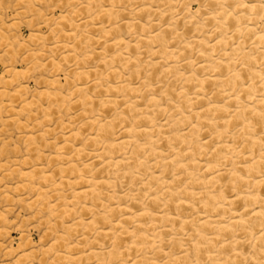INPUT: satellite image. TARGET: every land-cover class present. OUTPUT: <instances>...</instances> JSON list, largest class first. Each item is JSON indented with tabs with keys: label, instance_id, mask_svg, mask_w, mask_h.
<instances>
[{
	"label": "rangeland",
	"instance_id": "rangeland-1",
	"mask_svg": "<svg viewBox=\"0 0 264 264\" xmlns=\"http://www.w3.org/2000/svg\"><path fill=\"white\" fill-rule=\"evenodd\" d=\"M240 1L251 9L240 7L238 0H0V264H121L143 252L159 264H211L192 253L182 263L155 254L156 246L180 253L181 245L191 242L184 229L164 232L162 239L149 221L142 234L151 243L142 252L133 248L141 240L128 235L135 223L125 217L163 210L164 201L153 202V191L140 183L152 181L151 173H158L162 164L153 168L156 155L148 151L138 153L141 159L133 155L132 144L114 149L107 144L128 140L130 126L157 128L167 122L168 101L180 104L176 91L187 85L178 71L200 78L211 73L200 67V41L217 44V54L242 36L234 29L237 25L262 30L264 15L258 12L264 0ZM221 21L226 29L218 31L216 23ZM111 28L117 30L103 32ZM116 37L122 46L114 44ZM192 40L196 43L186 47ZM228 60L224 63L231 64ZM215 86L206 82L205 100L182 104L180 111L190 115L213 101ZM236 86L237 81L215 99L224 103ZM168 88L175 95L167 96ZM130 102L135 110L127 107ZM229 119L224 116L208 128L224 126L232 133L240 123L225 122ZM239 121L264 132V116L247 112ZM108 123L110 127L101 130ZM190 128L184 122L176 130L182 134ZM207 136L202 131L184 142L163 139L159 150L169 156L171 147H192ZM157 138L155 133L153 140ZM125 157H134L128 172L104 161ZM165 170L166 176L174 172L171 166ZM189 185L183 183L179 192ZM80 191L87 193L79 196ZM118 206L127 210L108 212ZM165 226L162 221L155 225L157 231ZM170 232L180 243L170 240ZM116 236L121 239L116 241ZM117 248L126 254L112 258ZM251 250L242 247L245 257L239 264H251Z\"/></svg>",
	"mask_w": 264,
	"mask_h": 264
},
{
	"label": "bare ground",
	"instance_id": "bare-ground-1",
	"mask_svg": "<svg viewBox=\"0 0 264 264\" xmlns=\"http://www.w3.org/2000/svg\"><path fill=\"white\" fill-rule=\"evenodd\" d=\"M238 4L242 8L251 9L250 6H246L245 1L238 0ZM258 15H264V7ZM216 28L218 31L226 29L222 21L216 23ZM234 29L242 34L237 38L236 46L232 44L229 49L219 50L217 54L214 53L217 44L211 46L204 40L200 41L198 57L203 59L200 67L210 68V74L200 78L195 73L183 74L178 71L181 76H185L187 85L176 91L177 93L170 88L165 91L167 96L176 93L180 103L174 106L171 99L168 101L166 123L157 128L130 126L126 129L128 140L120 143L110 141L107 144V149H114L125 143L132 144L133 155L138 156L139 152L148 151L156 155L152 164L153 168L162 164L158 173L155 171L151 173V179L154 181L140 183L146 186L147 190L153 191L151 199L153 202L164 201L163 210L157 212L146 209L134 216L127 213L125 218L135 223V230L128 235L133 239L141 240L142 243L136 241L137 243L133 245L134 249L141 252L145 245L151 243L148 237L142 234L145 221L150 222V227L157 232L158 237L174 229L186 230V236L191 243L186 246L181 245L182 252L174 253L165 250L161 245L155 247V254H163L170 263H182L186 256L192 253L198 257V261L206 259L211 264H239L245 257L242 247L248 246L252 249L249 253L250 263L264 264V132L256 124L239 121L247 112L257 117L264 116V25L260 32L255 28L240 25ZM115 30L117 29H104L103 32L109 35ZM226 37V39L235 38V36ZM192 43H196V40L185 43L186 47ZM114 44L122 46L123 41L116 37ZM226 59L232 60L231 64L236 68L234 71L230 70V63H224ZM171 70H175V67ZM236 81L237 86L229 89V93L235 90L234 94H228L224 103L218 102L215 98L226 94L227 86H231ZM206 82L214 83L217 87L212 95L214 100L196 107L190 115L180 111L182 104L189 106L193 102L200 103L205 100L204 84ZM150 87V84L146 85L145 89L148 90ZM125 88L130 89L128 85ZM192 90L193 92H189ZM55 97L57 98L58 95ZM83 99L88 102V97ZM149 100L157 104L156 97H151ZM132 103H128L127 107L131 110L134 107L135 110L136 107ZM224 116L230 117L225 121L227 123H240L234 132L229 133L223 130L224 126L209 130L208 127L218 125L219 120H223ZM193 119H196V124ZM184 122L190 123L191 128L180 134L176 127ZM106 126L101 125V130H107L110 127L109 123ZM202 131L208 135L207 138L192 147L184 144L178 147L173 146L169 156H164L159 150L163 139L170 142H184ZM155 133L158 138L153 140ZM141 137H147V139L140 142ZM230 138H232L231 141ZM104 155L105 153L100 154V157L103 158ZM140 156L138 157L141 159ZM132 159L134 157L105 158L104 161L128 172L129 168L126 166ZM141 164L145 168L150 167L148 162L143 161ZM170 166L174 172L166 176L165 169ZM195 171L201 173L198 174ZM188 181L190 185L179 192L181 185L189 183ZM84 193L87 191H80L77 195ZM133 199L136 200L135 194ZM173 208L177 211L176 213H173ZM119 209L127 210V207H111L108 212L112 213ZM159 221L166 223L161 231H157L155 227ZM123 222L124 219H121L117 223L118 227ZM170 233V240L180 243L181 238L175 232ZM115 239L118 241L121 236H116ZM224 251H230V253L222 254ZM125 252L117 248L110 255L112 258L120 257L126 254ZM140 256L130 263L121 264H142L143 261L159 264L147 257L146 252L141 253Z\"/></svg>",
	"mask_w": 264,
	"mask_h": 264
}]
</instances>
